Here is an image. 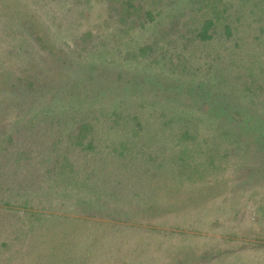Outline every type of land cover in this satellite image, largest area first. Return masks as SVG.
Instances as JSON below:
<instances>
[{"label":"rangeland","instance_id":"rangeland-1","mask_svg":"<svg viewBox=\"0 0 264 264\" xmlns=\"http://www.w3.org/2000/svg\"><path fill=\"white\" fill-rule=\"evenodd\" d=\"M133 3L0 0V264H264V0Z\"/></svg>","mask_w":264,"mask_h":264},{"label":"trees","instance_id":"trees-1","mask_svg":"<svg viewBox=\"0 0 264 264\" xmlns=\"http://www.w3.org/2000/svg\"><path fill=\"white\" fill-rule=\"evenodd\" d=\"M109 2H115L117 5L121 6V11L118 10V12H120V14H122V16L126 15L127 16H132V14H136V11L138 8L134 7V0H108ZM141 6V5H140ZM114 8L116 9L117 7L114 6ZM146 16H149V19H153L152 13H150V11H146L145 13ZM212 21L211 20H206L204 22V25L201 29V31L197 34L198 37L202 40H206L209 39L211 37V35L208 33V29L212 27ZM22 24V25H21ZM25 24H27V32L28 35L30 36V38L32 39V41L37 42V44L42 48V49H48V50H53L52 47H50L47 43V40H44L42 35L39 33L38 29L35 27V23L32 20L26 21V20H21L20 25L18 26L20 29H22V27L25 26ZM151 50L150 47H147ZM142 51H144L145 49H142ZM7 74V75H6ZM5 74V78H7L8 80H6L5 78H2L1 83L3 84L4 89H9L10 86H12V88L16 87L15 82H10L9 79L11 78V75H9V73ZM27 77L31 78V76ZM120 77V74H119ZM16 80L18 82H22V85H26L27 87H31V82L26 78H16ZM3 81V82H2ZM158 84V82H157ZM176 86H178V84H176ZM12 88H10V90L12 91ZM168 87H164L163 90L164 92H167ZM38 117V116H37ZM84 121V120H83ZM82 121V122H83ZM81 122V123H82ZM80 123V125L78 126L77 131H75L76 133L74 134V144L79 147L81 146V144L83 143V138L84 136H87V134L90 132L91 129V125L89 124V122L84 121L82 124ZM44 130V128H43ZM43 135H45V132H42ZM79 149L85 150V149H93V144H91L90 142H88L86 144V146L81 147ZM65 158V156H64ZM69 160L67 158H65V164H17V165H10L9 164V169L11 168L13 171H21L20 168L22 166H28L31 167L33 170L35 169V181H39V183H43L42 179H47V183L49 185V187H54V188H62L64 187V189H66L67 184H68V180L72 179V172L74 171V164H68ZM3 166V164H0V166ZM45 167H41L44 166ZM40 167V169H39ZM44 168L45 172H46V177H44V174L41 175V169ZM51 181H53L54 184L58 183L56 186H52L51 185ZM47 193H49V191H47ZM50 194V193H49Z\"/></svg>","mask_w":264,"mask_h":264}]
</instances>
